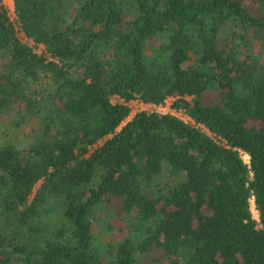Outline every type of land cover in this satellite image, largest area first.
<instances>
[{"label":"trees","instance_id":"trees-1","mask_svg":"<svg viewBox=\"0 0 264 264\" xmlns=\"http://www.w3.org/2000/svg\"><path fill=\"white\" fill-rule=\"evenodd\" d=\"M13 7L44 52L1 3L0 264H264V0ZM168 97L217 139L157 112L117 130Z\"/></svg>","mask_w":264,"mask_h":264},{"label":"rangeland","instance_id":"rangeland-1","mask_svg":"<svg viewBox=\"0 0 264 264\" xmlns=\"http://www.w3.org/2000/svg\"><path fill=\"white\" fill-rule=\"evenodd\" d=\"M3 0H0V4L2 3ZM5 3L3 4L5 6V8L7 9V11L9 12V20L10 22L12 23V25L14 26L15 30L17 31V36L19 37V39L21 40V42H24L30 46L33 47L34 51L36 53H43L44 52V47L41 45V44H34L30 39L26 38L24 36V34L19 30V22L18 20L16 19V15L15 13L12 12L11 8V1L10 0H4ZM1 68V67H0ZM190 99V98H188ZM120 99H118L116 96L112 97L111 98V101L112 102H116V101H119ZM172 102V100H168L167 101V104H170ZM129 106L131 107V110H133L131 112V115L129 117H127L123 123H121V125L117 128V130L120 129V127L128 120H130L132 118V116L134 114L137 113V111H140L141 108H139L140 106L136 103L135 100H132V102L129 104ZM26 131L25 127H23L22 129L18 130V132L15 134V139L16 141L22 143V139H24V132ZM18 134V135H17ZM110 135H108L106 138H109ZM102 139L100 140L96 145L92 146L90 148V152L97 146L101 145L104 140L106 139ZM241 156L243 158V160L248 163L249 162V157L245 154V153H241ZM37 186V185H36ZM253 199V198H251ZM250 199V200H251ZM255 208V207H254ZM253 208V204H252V216L254 219H256L257 222H259V219H258V212ZM114 207H111L110 208V212L113 213V216H109L108 217V222L110 223V226H109V231L107 233V235L111 236L112 238V241H117V240H120L121 237L125 234V231H123V220L121 219V217H117L116 216V213L114 212ZM102 216H105V215H102ZM260 226V224L258 223V227ZM102 227L101 226H98V225H94V233L97 237H101L102 235V231H104L103 229H101ZM105 235V234H104Z\"/></svg>","mask_w":264,"mask_h":264},{"label":"built area","instance_id":"built-area-1","mask_svg":"<svg viewBox=\"0 0 264 264\" xmlns=\"http://www.w3.org/2000/svg\"><path fill=\"white\" fill-rule=\"evenodd\" d=\"M11 10H12L13 13H15L14 12V7H12ZM7 14H8V17H9V12L8 11H7ZM16 19H17V17H16ZM19 30L21 31L20 24H19ZM173 99H174L173 97H168L164 101V103H161V104L144 103V102H142L141 100H138V99H136L135 101L140 106L139 107V108H141L140 111H144V112H147V113L157 112V113H160V114H172V115L180 118L184 122L191 123L192 126H195L196 128H199L203 133H205L207 136L211 137L212 139H217L215 134H213L207 127L203 126L202 124L195 123L189 116H187L185 114V112L183 110H177L176 111L175 109L171 108V103L172 102L170 104H167V101L168 100H172L173 101ZM132 111L133 110L130 111L129 116L131 115ZM140 111H137V112H140Z\"/></svg>","mask_w":264,"mask_h":264},{"label":"crops","instance_id":"crops-1","mask_svg":"<svg viewBox=\"0 0 264 264\" xmlns=\"http://www.w3.org/2000/svg\"><path fill=\"white\" fill-rule=\"evenodd\" d=\"M10 1H11V6L13 7V0H10ZM2 3L4 4L5 1L3 0ZM119 102H121V99L119 100ZM131 102H132V101H130V102L128 103V105H129Z\"/></svg>","mask_w":264,"mask_h":264},{"label":"bare ground","instance_id":"bare-ground-1","mask_svg":"<svg viewBox=\"0 0 264 264\" xmlns=\"http://www.w3.org/2000/svg\"><path fill=\"white\" fill-rule=\"evenodd\" d=\"M252 204H253V208L255 207V205H254V203L252 202ZM255 209V208H254Z\"/></svg>","mask_w":264,"mask_h":264}]
</instances>
